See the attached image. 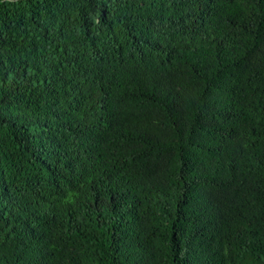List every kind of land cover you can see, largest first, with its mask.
<instances>
[{
  "label": "trees",
  "instance_id": "16d2710c",
  "mask_svg": "<svg viewBox=\"0 0 264 264\" xmlns=\"http://www.w3.org/2000/svg\"><path fill=\"white\" fill-rule=\"evenodd\" d=\"M0 264H264V0H0Z\"/></svg>",
  "mask_w": 264,
  "mask_h": 264
}]
</instances>
